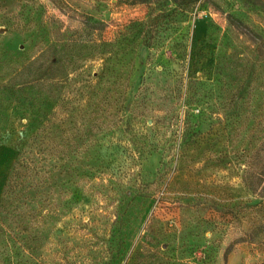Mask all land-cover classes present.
Segmentation results:
<instances>
[{"label": "rangeland", "instance_id": "rangeland-1", "mask_svg": "<svg viewBox=\"0 0 264 264\" xmlns=\"http://www.w3.org/2000/svg\"><path fill=\"white\" fill-rule=\"evenodd\" d=\"M41 47L80 169L36 239L32 175L0 139V264L264 262V202L241 180L264 131V0H0V81Z\"/></svg>", "mask_w": 264, "mask_h": 264}, {"label": "trees", "instance_id": "trees-1", "mask_svg": "<svg viewBox=\"0 0 264 264\" xmlns=\"http://www.w3.org/2000/svg\"><path fill=\"white\" fill-rule=\"evenodd\" d=\"M180 1L189 3L196 0ZM49 50L50 48L41 47L35 56L30 57L22 56L25 54L22 49L19 60L13 64L11 77L7 76L0 81V117L3 120L1 144H11L16 152L14 167L17 172L29 170L35 201L42 203L39 207H32L31 211L34 218L33 237L36 239L39 238L41 217L49 215V210L52 213L58 212L55 211L57 208H47L43 203H61V200H56L61 198L64 189V173H74L80 169L76 158L64 154L65 149H76L79 141L66 140L64 136L63 113L66 109L62 94L68 79L61 73L62 61L52 54L49 57ZM7 66L8 63H5V67ZM10 114L15 122L9 129L5 121ZM89 123H92L91 117ZM12 135L14 137L10 138ZM254 137V147L241 152V180L257 198L256 202H264V131L259 129ZM85 146L89 147L91 144L86 143ZM88 171L91 174V170ZM79 186L76 184V190L83 189ZM43 189L48 201L42 196L37 197ZM75 200L72 198L69 202ZM62 211L63 209L59 210ZM258 226L254 225V228ZM255 230L261 232L262 227ZM15 253H19L18 247ZM32 264H41V261L34 259Z\"/></svg>", "mask_w": 264, "mask_h": 264}]
</instances>
